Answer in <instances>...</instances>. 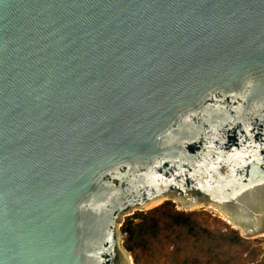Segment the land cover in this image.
Masks as SVG:
<instances>
[{"label": "water", "instance_id": "water-1", "mask_svg": "<svg viewBox=\"0 0 264 264\" xmlns=\"http://www.w3.org/2000/svg\"><path fill=\"white\" fill-rule=\"evenodd\" d=\"M167 201L264 235V0H0V264H134Z\"/></svg>", "mask_w": 264, "mask_h": 264}, {"label": "rangeland", "instance_id": "rangeland-1", "mask_svg": "<svg viewBox=\"0 0 264 264\" xmlns=\"http://www.w3.org/2000/svg\"><path fill=\"white\" fill-rule=\"evenodd\" d=\"M174 210L186 215H194L193 219L197 222L199 228L198 233L204 238L220 239L218 242L221 247L212 250L211 254L205 255L201 244H198L195 238L188 234L186 228L169 226L162 235H158V238L153 241L151 251L138 252V264H178L176 262H180L184 258H188L190 264H205L209 260H211V264H220L219 262H226L227 264H264V235L248 239L243 238L240 232L233 229L231 223L222 214L211 207L178 211L174 205ZM148 211L141 212L146 214ZM136 212L140 211H132L128 216H132ZM135 222H139V220ZM229 230L235 231L244 242L224 240L222 235L228 233ZM165 235L169 236V240L175 243L170 245V241L165 238ZM123 239L124 237L121 236L122 243ZM127 253L134 261L133 255ZM214 255L218 256V262L215 261Z\"/></svg>", "mask_w": 264, "mask_h": 264}, {"label": "trees", "instance_id": "trees-1", "mask_svg": "<svg viewBox=\"0 0 264 264\" xmlns=\"http://www.w3.org/2000/svg\"><path fill=\"white\" fill-rule=\"evenodd\" d=\"M194 215H186L184 213L176 212L174 205L170 202H166L152 210L143 214L142 212H136L132 216L124 218L120 227V234L124 237L122 246L131 253L134 258V264H138L137 255L138 252L151 251L152 243L158 238V235H162L167 228L180 227L186 228L188 234L195 238L198 244H201V248L204 250V254H211L212 250L219 249L221 246L219 240L215 238H204L198 233V224L193 219ZM139 220V222H135ZM224 236V237H223ZM165 238L169 240V236L165 235ZM224 240L230 242H244L239 235L229 230L228 233L222 235ZM170 245L174 244L172 240ZM215 261L218 262V256L214 255ZM178 264H190L188 258H184ZM220 264H227L226 262H219ZM205 264H211V260L206 261Z\"/></svg>", "mask_w": 264, "mask_h": 264}]
</instances>
